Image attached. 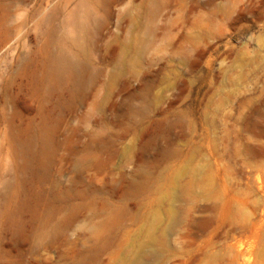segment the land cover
Wrapping results in <instances>:
<instances>
[{"label":"rangeland","instance_id":"obj_1","mask_svg":"<svg viewBox=\"0 0 264 264\" xmlns=\"http://www.w3.org/2000/svg\"><path fill=\"white\" fill-rule=\"evenodd\" d=\"M0 264H264V0H0Z\"/></svg>","mask_w":264,"mask_h":264},{"label":"bare ground","instance_id":"obj_2","mask_svg":"<svg viewBox=\"0 0 264 264\" xmlns=\"http://www.w3.org/2000/svg\"><path fill=\"white\" fill-rule=\"evenodd\" d=\"M65 69V68H64Z\"/></svg>","mask_w":264,"mask_h":264}]
</instances>
